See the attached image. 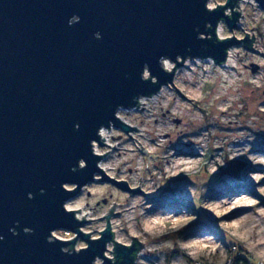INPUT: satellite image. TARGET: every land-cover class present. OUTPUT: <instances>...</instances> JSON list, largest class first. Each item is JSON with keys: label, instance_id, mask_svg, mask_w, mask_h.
Returning a JSON list of instances; mask_svg holds the SVG:
<instances>
[{"label": "water", "instance_id": "water-1", "mask_svg": "<svg viewBox=\"0 0 264 264\" xmlns=\"http://www.w3.org/2000/svg\"><path fill=\"white\" fill-rule=\"evenodd\" d=\"M238 1L227 0L210 13L204 9L207 0H0V264H91L97 255L108 264H133L144 242L133 235L128 245L114 240L109 221L122 203L114 201L103 215L107 225L96 238L81 229L90 218L75 220L61 204L97 173L100 180L130 193H147L96 168L103 156L91 154L89 141L97 140L98 127L109 121L125 132L137 129L118 116L114 119L116 107L139 106L141 97L171 83L175 66L187 59L211 57L221 64L228 49L240 42L255 50L254 33L249 37L245 32L240 39L217 35L218 21L236 27ZM256 1L264 7V0ZM72 16L79 22L70 25ZM160 57L176 63L173 70L160 69ZM144 64L157 78L155 84L141 81ZM98 143L108 144L103 139ZM141 151L149 168L153 154ZM81 158L87 167L71 171ZM62 183L78 186L68 193ZM56 229L77 234L66 242L48 243L46 237ZM78 238L89 245L87 250L70 255L60 251H73ZM105 241H113V257L106 255L107 249L103 252Z\"/></svg>", "mask_w": 264, "mask_h": 264}, {"label": "rangeland", "instance_id": "rangeland-1", "mask_svg": "<svg viewBox=\"0 0 264 264\" xmlns=\"http://www.w3.org/2000/svg\"><path fill=\"white\" fill-rule=\"evenodd\" d=\"M255 3L253 7L248 0L237 2L239 7L234 10L241 13L233 29L222 21L225 37L234 34L240 39L245 32H249V37L254 33L255 50L243 42L231 46L233 63L228 61V66L211 57L187 59L186 65L175 66L179 71L172 81L184 96L171 82L155 100L151 95L145 104L139 101V106L123 107L119 118L137 129H109L110 138L103 141L110 145L98 143L103 153L109 150L102 157L108 165L103 170L114 179H126L130 187L140 185L147 193H130L100 180L101 174L97 173L95 180L76 195L85 200V219H91L82 231L99 237L107 225L103 215L115 201L122 204L113 209L118 213L109 216L114 240L119 242V233L127 242L123 244L128 245L131 235L137 236L144 242L139 251L149 264H264V216L260 215L264 210V159L259 158L264 154V7L256 0ZM226 13L230 14L231 9ZM252 64L258 65L256 71ZM224 109L228 114L222 113ZM187 140L193 141L190 151L200 156L194 157L191 168L183 167L175 177L170 176L177 170L173 168L172 154ZM255 145L263 149L257 157L263 171L249 187H244L240 180L249 163H254L248 151ZM144 148L157 155H149V168L145 167L147 154L141 151ZM213 167L218 169L215 174ZM242 191L245 192L237 194ZM217 194L222 197L213 204ZM230 195L238 206L251 208L235 218L222 216L216 205ZM182 209L196 215L197 220L189 221L193 223L189 227H173L162 210L179 213ZM157 218L160 222L155 223ZM180 218L172 216L173 221ZM241 219L245 220L238 223ZM76 234L68 229L57 230V236L62 238ZM208 234H212L214 243L206 242ZM82 244L87 245L78 238L74 248ZM111 250H106L108 257L114 256Z\"/></svg>", "mask_w": 264, "mask_h": 264}, {"label": "clouds", "instance_id": "clouds-1", "mask_svg": "<svg viewBox=\"0 0 264 264\" xmlns=\"http://www.w3.org/2000/svg\"><path fill=\"white\" fill-rule=\"evenodd\" d=\"M225 2H226V0H207V2L204 3V9H205V11L211 13L219 5H221V4L225 3ZM248 3L251 4L253 7L256 6L255 0H248ZM77 22H79V17L78 16H72L70 18V20L68 21V23L70 25L73 24V23H77ZM210 26L211 25L209 24V27ZM224 28H225V26H224L223 22L222 21H218L217 22L216 31H217V35L220 37V39H224L225 38V34L226 33L224 32ZM94 35H95V37L97 39L99 38V33H95ZM197 38L198 39H202V34H200L198 32ZM233 54H234L233 52L229 53L230 56L233 55ZM178 57L179 56H177L176 59ZM170 61H172V60H170L169 58L160 57L158 59V64H159L160 69H161L162 65H163V67L166 68ZM229 63H233V61L229 60ZM140 79L143 82H150L152 84H155L154 82L157 80L156 77L151 75L149 67H148L147 64H144L142 66ZM254 83L259 84V81H254ZM139 96H141V95H139ZM139 96L134 98L135 104H136L137 98ZM123 110H125L123 108V106L118 105L116 107V109L113 112V117H114L115 120H117L118 114H120ZM112 126H113V123L111 121L108 122L107 127H105L104 125L99 126L98 129H97V132H96V136L98 137V139L89 141L90 152H91V154L94 157L98 158V157H102L104 155V153L100 150L98 141H100L101 139H103L106 142L108 141V139L110 138V135H111L109 129ZM76 127L78 128V125ZM259 158L264 159V154H260ZM221 166H223V164H221ZM86 167H87V162L84 159L81 158V159H79L77 161L76 165L73 168H71L70 170L73 171V172H76L78 170H84ZM95 167L96 168H101V169H107L108 165L105 162H103L102 160L97 159V161L95 163ZM217 170H218L217 168L213 167L212 168V173L215 174L217 172ZM249 176H250V172L248 173V178H249ZM70 185L74 186V187L78 186L75 183H62L60 185V187L65 192L72 193L73 190L69 188ZM43 191H44L43 189L40 190L41 194H43ZM186 191L189 194V192H190L189 186L186 187ZM32 198H33L32 194L29 193L28 194V199H32ZM221 202H227V201L226 200H222ZM253 203H255V201H253ZM84 204H85V200L78 199L75 196L73 198L67 199L64 202H62L61 208L66 214H72L73 217L75 218V220H81V219L87 218L85 215L82 214L83 211H84ZM216 206L219 207L220 206V202H218ZM162 211L165 214L166 220L170 221L172 223L173 227H176V226L189 227L191 224H193V223L190 224L189 221H196L197 220L196 215L190 213L187 209H182L179 213L167 212L165 210H162ZM169 213L171 215H169ZM260 215L264 216V210H261ZM172 216H179L181 218L180 219H176V220L173 221L172 220ZM150 222H152V221H150ZM154 222H157V223L160 222L159 218H157V220L154 221ZM10 231H12L13 235H16V232L14 230L10 229ZM23 231L26 234H30L32 230L30 228H24ZM261 231H264V228H262ZM116 236H117V239L119 240V242L127 243L125 241V239L122 236H120L119 233H117ZM0 239H2V237H0ZM68 239H71V237L65 236V237L62 238L60 236H57V229L56 230H50V234L48 235V237H46V241L48 243L66 242ZM206 242L207 243H214L213 238H212V234H208L207 235ZM261 243H264V241H261ZM215 246L218 247L219 245H215ZM88 247H89V245L82 244L79 248H75L73 251H69L68 247H62L60 249V251L62 253H64V254H69V255L73 254V253L79 254L82 250H87ZM112 248H113V245H112L111 241H105L104 242V250H103V252L105 251V249L111 250ZM143 257H144L143 252L138 251L137 252V259L135 261H133V264H149V262L147 260L143 259ZM91 264H104V259H103L102 255L94 256L92 258Z\"/></svg>", "mask_w": 264, "mask_h": 264}, {"label": "bare ground", "instance_id": "bare-ground-1", "mask_svg": "<svg viewBox=\"0 0 264 264\" xmlns=\"http://www.w3.org/2000/svg\"><path fill=\"white\" fill-rule=\"evenodd\" d=\"M241 4H242V2H241ZM230 52H232L231 51V48H229V50H228L227 57H226L225 61L223 63H221L223 66H228L227 63L230 60V57L232 56V55L231 56L229 55ZM184 64L185 63H183V65ZM173 66H174V62L173 61H170L169 64H168V66L166 68L165 67H163V68L165 70H167V71H170V70H173V68H172ZM178 71L175 70V74ZM165 87H166V85H163L157 93H155L154 95H152L151 96L152 99L155 100L156 98H158V96L165 91ZM146 98H147V96H143V97H141L139 99V101L141 103L145 104V99ZM222 113L223 114H228V110L227 109H224ZM119 115L120 114H118V117H119ZM192 142L193 141H191V140L183 141L181 143V145H182L181 148L178 149L179 151L178 152H174L172 154L173 155V158H174L172 160V163L174 165L173 168L174 169L177 168V170L174 171L173 173H170L169 174L170 176L175 177L180 172V170H183V167L184 168H191L195 164L196 159L194 157L195 156H200V154H198L197 152L190 151V146L192 145ZM261 151H263L262 147L257 146V145H255L254 147L249 148L248 154L250 153V156L254 159V163H252V162L249 163V166L247 168V171L244 173L243 177L240 180V185H244V187H249V185H251L252 182L254 180H256L259 177L260 173L263 171L261 169V167L263 165L261 164V162L259 161V159H257V157H259L258 152H261ZM147 153H149V151ZM249 172H250V176L248 178V173ZM234 191H237V190H234ZM244 192L245 191L238 192L237 194H242ZM141 194L143 195V193H141ZM221 197H222L221 194H217L216 197H214V201L212 203L215 204V201L220 200ZM226 201L227 202H222V204L219 207L222 210V213H223L222 216H226L228 218H235L240 213H242V212H244V211H246V210H248V209L251 208V206H244V205L238 206L239 205L238 204V201L237 200L235 201L234 198L232 197V195L228 196L226 198ZM127 209L128 208H126V210ZM84 214L85 213H83V215ZM85 216H87V213L85 214ZM245 217H247V216H245ZM242 220H245V219L238 220V223H240Z\"/></svg>", "mask_w": 264, "mask_h": 264}]
</instances>
